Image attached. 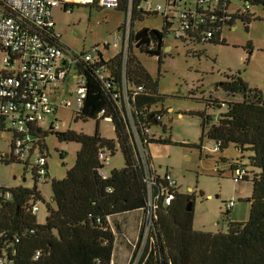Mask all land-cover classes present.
Here are the masks:
<instances>
[{
  "label": "built area",
  "instance_id": "2783aa9c",
  "mask_svg": "<svg viewBox=\"0 0 264 264\" xmlns=\"http://www.w3.org/2000/svg\"><path fill=\"white\" fill-rule=\"evenodd\" d=\"M234 1L240 6L231 10ZM74 6L114 10L124 15L125 21L117 32L120 39L115 41L122 53L118 86L99 57V45L90 50H77L63 42L53 9L59 7L69 13ZM253 6L249 0H0V119L5 125L7 120L10 122L9 156L32 166L36 182L46 181L49 171L44 133L60 132L58 112L61 108H70L76 115L83 112L91 88L85 72H91L93 80L113 101L114 111L119 113L117 122L123 127V134L132 149L133 166L142 172L147 213L142 237L152 239L158 232L155 226L159 212L172 203L178 191L176 180L169 173L164 176L157 174L148 157L149 140L153 137L135 107L136 98L147 90L138 81L132 83L128 76L131 36L140 31L146 20L157 19L160 26L151 27V30L157 31L158 38L148 36V43H141L145 37L134 40L133 51L149 54L160 48L161 55L166 54L170 38L192 44L214 43L222 40L223 31L233 28L237 21L244 22L246 16L256 18ZM62 83L65 84L64 90L59 87ZM162 111L157 105L151 107L150 117L154 124L162 122ZM105 114L106 109L103 108L97 118L110 120L115 128L114 116L102 118ZM218 146L216 143L215 149ZM118 150L122 152L118 141L111 148H99L100 167L97 170L102 179L109 177L111 171L107 172L105 168L111 165L112 156ZM7 157V154L0 153V161ZM247 176L248 170L244 165L234 167V179L243 180ZM108 191L112 189L108 188ZM12 198V190L0 184V204H6ZM234 205L232 197L225 206V226L230 221L229 214ZM38 211L35 201L30 212L36 214ZM150 226L154 232H150ZM34 233V228L23 232L0 228V264H18L23 237ZM144 249L145 246L141 245L136 250L134 263L139 264ZM41 254L36 250L33 258L38 259Z\"/></svg>",
  "mask_w": 264,
  "mask_h": 264
},
{
  "label": "trees",
  "instance_id": "16d2710c",
  "mask_svg": "<svg viewBox=\"0 0 264 264\" xmlns=\"http://www.w3.org/2000/svg\"><path fill=\"white\" fill-rule=\"evenodd\" d=\"M249 1L264 10V0ZM254 19L256 18L246 16L243 20L248 25ZM148 41L149 38H144L141 43ZM133 42L132 35L128 76L132 83L138 81L145 85L147 92L136 98L135 107L141 121L150 128L153 124L150 109L154 105H160L164 97L159 92L158 79L153 78L133 54ZM214 43H225V39ZM149 54L158 55L159 63L165 55H161L160 48ZM99 57L109 69L114 84L118 86L122 53L106 60L99 52ZM90 74L85 72L91 88L83 112L76 117L84 121L95 118L99 122L97 114L103 108L106 109V114L102 118L113 115L117 123L114 129L122 148L125 166L112 169L107 179L99 176V148H111L114 142L101 136L98 122L93 135L74 130L56 132L59 140L76 141L81 147L66 176L53 179L51 183L52 202L47 203L45 222L37 223L36 214L30 212L32 203L40 198L36 187H15L12 189V200L0 204V228L20 232L35 229L34 234H27L22 239L18 264H111L115 236L108 217L144 209L146 205L143 175L138 167L133 166L132 149L123 134V127L117 122L119 113L114 111L113 101ZM218 86L228 95L241 94L242 100L229 101L227 111L208 129L209 120L203 116L199 146L208 137L219 144L218 149L221 151L234 144L242 151L252 152L249 156L250 165L258 171L252 178V195L248 198L249 218L245 222L230 220L224 232L195 230L193 211L186 209L188 197L177 192L172 203L159 212L155 226L158 230L154 235L155 244H146L139 264H264V90L250 87L240 72L227 76ZM207 102L213 106L225 104L224 101L217 100ZM3 125L4 120L0 119V128ZM48 134L49 132H45L44 136ZM152 141L153 138L149 140V144ZM158 141L171 142L169 138H160ZM148 157L152 161L150 152ZM236 165H231V169ZM247 178L248 176L245 179ZM108 188L112 191H108ZM36 250L42 252L38 259L33 258Z\"/></svg>",
  "mask_w": 264,
  "mask_h": 264
},
{
  "label": "rangeland",
  "instance_id": "374dc122",
  "mask_svg": "<svg viewBox=\"0 0 264 264\" xmlns=\"http://www.w3.org/2000/svg\"><path fill=\"white\" fill-rule=\"evenodd\" d=\"M240 6L234 1L231 10ZM253 12L259 17L248 25L237 21L233 28L222 33L225 43L192 44L170 38L169 49L158 58L146 53L134 51L142 66L153 78L158 79L159 92L164 100L159 109H163V120L160 124H152L150 133L153 141L149 144V152L159 175L169 173L176 180L179 194L187 196L192 202L193 229L207 232H224L221 219L226 212V203L233 197L235 205L230 211V220L245 222L249 218L254 173L258 171L250 165L251 151H242L230 144L224 150L215 149L216 142L208 137L201 141V122L203 116L209 122L207 129L218 122V115L228 109L229 101L242 100L241 94L228 95L219 82L227 76L240 72L241 77L250 87L264 90V10L261 6H253ZM53 17L62 40L69 47L77 50H90L99 45L104 59L116 56L120 46L115 41L120 39L118 29L123 25L125 17L114 10H100L87 6H74L72 12L66 13L59 7L53 9ZM149 27H159L160 20H146ZM134 46V44H132ZM65 89V84L59 86ZM68 97H70L68 95ZM207 100L224 101L221 106L208 104ZM61 130H74L93 135L97 120H82L70 108H61L58 112ZM98 131L101 136L114 143L117 134L110 120L100 119ZM49 123L46 124L48 128ZM10 122L6 121L0 128V153L8 155L0 161V184L9 188L23 186L37 188L40 198L36 200L39 211L36 213L37 223H44L47 216V203L52 202L53 179H61L74 165L80 143L61 141L56 132L44 136L45 155L48 174L46 181L35 182L32 166L13 160L10 156L12 132ZM170 139L169 143L158 140ZM241 164L248 170V178L237 180L232 177L231 165ZM125 166V159L120 150L112 156L111 165L105 170ZM188 202V201H187ZM138 213V214H137ZM132 212V217L140 216V233H144L143 225L147 221V213ZM108 222L112 216L108 217ZM149 225V223H147ZM150 232H154L150 226ZM147 240V239H146ZM138 238L132 253L125 264H136L135 252L141 245H154V237L146 242ZM149 241V242H148ZM146 242V243H145ZM142 243V244H141ZM145 250V249H144ZM150 250V248H149ZM149 250L147 252H149Z\"/></svg>",
  "mask_w": 264,
  "mask_h": 264
},
{
  "label": "crops",
  "instance_id": "0c3cea01",
  "mask_svg": "<svg viewBox=\"0 0 264 264\" xmlns=\"http://www.w3.org/2000/svg\"><path fill=\"white\" fill-rule=\"evenodd\" d=\"M10 189L12 190L13 188ZM132 212H134L135 214L137 212L142 213V209H136L133 211L113 215L110 220L109 225L115 236L111 264H125V262L128 259V256H130V253H132L135 244H137L138 242V238L140 236V228H141V221H140L141 217L130 216L132 215ZM229 218H230V214H229Z\"/></svg>",
  "mask_w": 264,
  "mask_h": 264
},
{
  "label": "water",
  "instance_id": "95a60500",
  "mask_svg": "<svg viewBox=\"0 0 264 264\" xmlns=\"http://www.w3.org/2000/svg\"><path fill=\"white\" fill-rule=\"evenodd\" d=\"M147 35H150L152 38H158V33H157L156 30L152 29V30H150V31L148 32L146 29H144V30L139 31L138 33H136V34L134 35V40H138V39H140V38H142V37H145V36H147ZM220 117H221V116L218 115L217 120H219ZM152 123L154 124L155 122L152 121ZM186 209H187V211H191V210H192V202H191L190 199H188ZM221 224H222V226H223V220L221 221Z\"/></svg>",
  "mask_w": 264,
  "mask_h": 264
},
{
  "label": "flooded vegetation",
  "instance_id": "af4514ba",
  "mask_svg": "<svg viewBox=\"0 0 264 264\" xmlns=\"http://www.w3.org/2000/svg\"><path fill=\"white\" fill-rule=\"evenodd\" d=\"M144 29H146L148 32L151 30V27H149V26H147L146 24L145 25H143V26H141V29H140V31L141 30H144ZM148 36H150V35H147V36H145V38L146 37H148ZM143 38V37H142ZM223 220V218L221 219V221ZM220 221V222H221ZM223 225L225 226V222H224V220H223Z\"/></svg>",
  "mask_w": 264,
  "mask_h": 264
}]
</instances>
